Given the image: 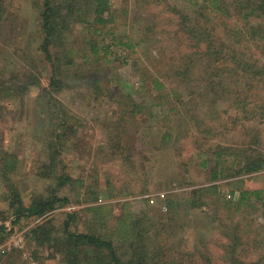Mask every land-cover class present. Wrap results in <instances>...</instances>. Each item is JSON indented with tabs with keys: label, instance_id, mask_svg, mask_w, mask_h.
<instances>
[{
	"label": "rangeland",
	"instance_id": "obj_1",
	"mask_svg": "<svg viewBox=\"0 0 264 264\" xmlns=\"http://www.w3.org/2000/svg\"><path fill=\"white\" fill-rule=\"evenodd\" d=\"M1 2L10 14L0 20V80L37 85L22 97H0V264H66L67 214L71 229L110 238L122 255L141 230L151 237L134 248L162 251L159 260L169 264H264V12L222 13L213 40L228 58L203 59L172 12L183 0H111L107 27L133 48L96 33L110 47L95 54L86 44L89 25L73 23L66 45L77 57L66 67L62 50L52 49L62 83L54 90L38 49L40 0ZM195 50L202 59L195 64L208 69L181 83L174 68ZM43 88L71 116L65 125L63 113L49 120L53 102L37 99ZM251 165L258 167L236 172ZM63 174L71 178L59 187ZM13 188L25 205L54 194L66 201L12 223ZM195 188L210 190L185 202ZM246 189L263 190L262 199L237 206ZM228 234L241 237L235 253Z\"/></svg>",
	"mask_w": 264,
	"mask_h": 264
},
{
	"label": "trees",
	"instance_id": "obj_2",
	"mask_svg": "<svg viewBox=\"0 0 264 264\" xmlns=\"http://www.w3.org/2000/svg\"><path fill=\"white\" fill-rule=\"evenodd\" d=\"M0 0V20L5 21L8 19L9 12L7 11V6L3 4ZM185 6H173L172 12L176 15L179 25L183 34H186V38L192 42H196V48H199L200 54H202L203 59H208L216 56L217 58H228V53H224L221 49H216L217 47L214 44V32H212L215 25H212L222 13L230 17L235 13L234 10L240 15V17L246 19L249 15H255L259 17V11L264 12V0H183ZM238 1V2H237ZM233 5V6H232ZM232 6V7H231ZM113 5L111 0H84V2H79V0H40L39 8V29L40 42L38 49L42 52L44 58L50 63L51 74L48 87H52L54 90H59L61 86V80L57 77L58 69L60 65L55 64V60L52 57V49L62 50L61 64L66 67H70L75 62L76 54L75 52L66 45L68 42L69 35L71 34V26L75 22H84L89 25L91 28V34L86 35V44H89L90 50L93 53L98 51L105 52L106 49H109L108 43H103L104 34L110 36L111 40H115L123 45V48L129 51L133 48V44L128 40V37H124L125 40L121 39L119 36H116L113 32L112 26L107 27L108 23L112 22V9ZM86 11L89 12V17L86 16ZM217 18V19H216ZM251 21H247L250 24ZM251 27V25H250ZM231 30V28H230ZM99 33L102 35V42H98L93 39V34ZM116 42V43H117ZM202 45V46H201ZM200 46L202 48H200ZM194 47V46H193ZM109 56L111 52L108 53ZM195 57H192V52H190V61L186 63H179L174 68V74L181 80V83H185V80H189L191 75H194L196 72L202 70L207 71L208 65L202 64L196 65L200 59L197 57V50L193 52ZM105 55L106 52H105ZM222 55V56H221ZM84 55L79 56L81 59ZM58 57V58H59ZM232 58V56H231ZM215 59V60H216ZM223 59V58H222ZM85 62H82L84 64ZM244 63L241 64V66ZM253 71L258 69L261 70V66H254L249 64ZM196 67V68H194ZM203 68V69H201ZM95 79V78H94ZM18 83H8L3 84V81L0 80V97L4 93L5 97L13 98L14 96H24L25 89H29L30 85H37L35 80L31 79V82L26 85L23 80H17ZM95 88L99 87V84H96ZM186 85V84H184ZM162 86V82L158 81V84L154 85V88H159ZM47 96V98H46ZM37 99L41 101H46L47 104L50 103V106L47 108L49 112V120H52L54 111L58 113H63L61 116L64 118L62 124L65 125L69 122L71 116L62 108V105L59 104V101L55 95L48 91L47 88H43L42 92L37 95ZM48 99V100H46ZM44 101V102H45ZM43 102V103H44ZM53 107V109H52ZM1 108V106H0ZM134 108V107H133ZM53 113V114H52ZM192 120L191 118H189ZM50 123L48 131L50 130ZM172 135V132H168L163 135V138L166 139L168 136ZM55 141H61L59 134H56ZM52 143L50 142V145ZM6 166V165H5ZM258 166H246L245 171L238 170V173L250 172L256 169ZM235 172V173H236ZM217 172H214L216 175ZM237 174V173H236ZM64 176H58L59 181L58 186H62L68 183V180L71 178L68 174H63ZM210 188H195L189 191L185 198L186 200L190 197L197 196L199 194H206ZM232 193V192H231ZM263 190L252 189V190H242L237 196V201L234 202L237 206H240L241 202L245 199L251 197L255 199H262ZM195 197L191 200L194 201ZM11 202L9 203V208L12 209V214L10 221L12 223L17 222L22 217L38 216L43 214L49 209H53L58 203L65 202V197L57 196L56 194L52 195L48 199H40L36 201H31L28 205H25L19 197L18 192L13 188L11 190ZM236 199V198H235ZM10 217V218H11ZM139 219V216L137 217ZM73 214H67L65 223L63 224V232L66 237V242L68 248L64 249V259L66 264H84L89 262L91 264H169V258L165 257L160 259V256L163 254L162 251L146 252L144 248H134V245H144L146 241L150 239L151 236H144L141 233V230L138 234L136 231L137 238L132 241L131 245L133 246L132 251H128V254L122 255L119 252V249L110 238H106L100 234H95L93 232H80L77 230L71 229L73 224ZM42 227L35 228L32 232L33 234ZM143 229H148L144 227ZM5 226L3 223H0V234L4 232ZM146 231V230H145ZM228 237L230 235L228 234ZM237 240L241 241V237L238 235L235 238H231L230 251L235 250V244ZM240 244V242L238 243ZM130 250V249H129ZM142 250V251H141ZM127 253V252H125ZM172 263V262H171ZM174 263V262H173ZM175 264V263H174ZM181 264V263H180Z\"/></svg>",
	"mask_w": 264,
	"mask_h": 264
},
{
	"label": "built area",
	"instance_id": "obj_3",
	"mask_svg": "<svg viewBox=\"0 0 264 264\" xmlns=\"http://www.w3.org/2000/svg\"><path fill=\"white\" fill-rule=\"evenodd\" d=\"M226 196H227L228 198H232V197L235 196V195H234L233 193H230V192H229V193L226 194Z\"/></svg>",
	"mask_w": 264,
	"mask_h": 264
}]
</instances>
